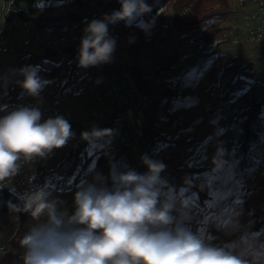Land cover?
Returning <instances> with one entry per match:
<instances>
[{
  "label": "rangeland",
  "instance_id": "1",
  "mask_svg": "<svg viewBox=\"0 0 264 264\" xmlns=\"http://www.w3.org/2000/svg\"><path fill=\"white\" fill-rule=\"evenodd\" d=\"M13 1L0 0V116L20 106H34L42 112V119L59 115L80 124V127L71 128L74 135L66 146L53 150V160L45 162L49 167L63 159L73 147L86 141L81 138V133L90 121L88 113L94 104V96L89 92V87L97 85L101 78L118 80V76L112 62L86 69L78 66L70 78L68 74L71 67H68L55 80H41L44 87L39 97L25 94L22 98L17 95L4 101L2 98L5 94L20 87L19 82L24 79L20 69L29 66L35 68L29 55L37 54L45 47L55 49L66 45L67 40L82 36L83 29L92 21L89 17L71 20L57 32L35 28L20 20L5 23L4 15ZM230 5L236 14L231 19L220 22L222 27L229 29L220 36L228 39L220 54L214 53L213 45L204 48L195 44L193 37L198 33L197 30L186 34L175 33L168 39L167 22L174 12L172 9L165 13L162 20L156 16L149 22H141L146 37L154 47H162L168 53L176 52L179 61L178 67L169 77L177 96L165 107V98L151 102V106L156 103V140L162 144L167 137H175L180 133L188 140H194L185 144L175 165L186 163L203 169L202 174L207 181L210 196L202 205L197 193L187 194L185 190H181L178 195L166 194L163 201L167 200L173 207L190 212V219H201L196 236L202 242L225 250L242 264H264V224L261 225L264 219V131H261L259 139L252 144L247 164L242 163L240 146L245 138L244 131L235 124L234 109L223 99L222 90L215 83L212 74V67L219 63L221 54H225L229 62L239 56V65L249 63L242 78L248 82H258V96L261 97L264 86V44L246 41L235 46L231 43L236 31L237 36L247 37L243 16L251 11V6H243V0H230ZM48 6L50 4L46 5ZM16 7L24 8V5L17 4ZM91 11L88 7L83 8L85 15L90 16ZM75 12H79L77 3L69 2L55 6L52 10L46 9L43 16L65 17ZM60 38L64 40L61 41ZM35 70L37 74L44 72L37 68ZM245 89L246 86L242 90ZM162 121L164 125L160 124ZM98 149H103L102 153L105 154L110 151L112 153L108 158L104 156L101 159L96 154L91 159L89 168L78 179H75L77 172L72 171L55 176L57 181L52 185L60 189L62 195L49 188L46 182L39 188L32 186L36 159L21 161L19 173L10 178L7 184L21 196L43 189L50 194V198L63 201L62 209L71 213L74 210V193L85 182H93V178L97 177L110 184L109 173L113 169L123 170L122 165L132 169L135 167L131 155L128 151L123 152L122 148L103 147L95 141L93 146H88V154H93ZM112 157L116 158L109 168ZM59 186H63V189ZM32 224L25 225V228L28 230ZM13 233L9 234L8 229L0 224V247L7 245Z\"/></svg>",
  "mask_w": 264,
  "mask_h": 264
},
{
  "label": "clouds",
  "instance_id": "2",
  "mask_svg": "<svg viewBox=\"0 0 264 264\" xmlns=\"http://www.w3.org/2000/svg\"><path fill=\"white\" fill-rule=\"evenodd\" d=\"M121 7L83 29L78 63L81 68L110 63L116 41L109 24L130 21L151 9L145 0H120ZM24 93L39 97L44 84L35 68L20 69ZM38 107L20 106L0 116V187L17 175L21 161L46 158L66 146L74 133L63 116L42 119ZM111 129L92 128L81 138L90 146L112 136ZM144 173L122 165L109 173L110 184L93 178L74 193V210L43 189L25 193L16 213L35 223L19 238L23 264H242L223 249L202 242L174 221L173 204L160 200L158 185L165 165L141 157ZM171 189L168 195L171 196Z\"/></svg>",
  "mask_w": 264,
  "mask_h": 264
},
{
  "label": "trees",
  "instance_id": "3",
  "mask_svg": "<svg viewBox=\"0 0 264 264\" xmlns=\"http://www.w3.org/2000/svg\"><path fill=\"white\" fill-rule=\"evenodd\" d=\"M250 0H243V6H246ZM69 2L77 3L79 12L68 14L67 16H43L44 11L52 10L53 7L65 5ZM150 7V11L139 16H134L130 21H118L115 24H109V36L116 41V49L119 53L131 60L135 65V74H138L149 66L153 75L152 82H143L138 80L139 86L143 92L153 95L156 94L155 100L165 98L163 107L172 103L177 96L176 89L171 86L169 77L178 67L179 61L176 52L168 53L164 48H156L152 42L146 37L142 21L149 22L154 17L159 16L165 18V13L172 9L174 12L168 19L167 27L169 29L167 38H172L175 33L186 34L197 30L198 33L193 37L195 44L204 48L214 46V53H219L222 46L228 42V39H222L220 36L226 27H222V21H226L234 17L236 12L230 5V0H145ZM17 4H23L24 8H17ZM47 4L50 6L46 7ZM100 5V0H14L9 10L4 15L5 23L12 20H20L35 28L57 32L58 29L64 28L71 20H82L84 17L91 16L84 14L83 8L93 10ZM121 7L120 0H110L107 4L105 15H110L113 11L119 10ZM237 36L238 31L234 32ZM240 34V33H239ZM82 36H77L67 40V44L59 48L45 47L43 51L28 56L35 68L44 72L38 76L40 79L55 80L63 74L68 67L69 78L72 77L73 71L79 66L78 52L80 48ZM61 41L64 39L60 38ZM225 54H221L219 63L213 65L212 74L215 83L222 90L223 99L232 105L235 116V124L244 131L245 138L240 146V160L247 164L248 154L252 144L259 139L261 131H264V86L263 94L258 96V82H248L242 78L249 63L239 65V56L229 62ZM247 89L242 90L244 87ZM21 87L8 92L3 96L4 101H8L17 95L24 97ZM155 101V102H156ZM155 105L151 106V110L147 113L145 121V136L142 141V150L138 153V157L133 160L135 170L140 173L147 171V168L141 161L143 155H147L153 160L162 162L166 167L160 173V183L158 185L160 192V200L168 194L171 189L173 194L178 195L181 190H185L187 194L197 193L199 202L204 205L210 196L207 192V181L203 176V169L190 166L188 164L175 165L179 156L184 150L186 143L193 142L188 140L183 133L177 136L167 137L166 141L160 144L156 139L155 124ZM106 109L107 107L104 106ZM113 113V112H112ZM112 116V114H111ZM71 128L80 127V124L67 119ZM164 125L162 121L160 123ZM160 139H163L160 137ZM89 143L87 141L76 145L68 155L59 160L52 166H46L45 162L53 160L52 153L46 158H36L37 167L35 176L31 182L32 186L39 188L44 182L48 187L59 195L62 191L54 188L52 185L57 181L55 177L58 173L77 172L75 179L84 173L91 162V159L97 154L98 159L109 157V154L102 153L103 149H98L93 154H88ZM113 148V147H111ZM120 149V148H118ZM123 152L127 149L122 148ZM110 160L109 168L112 161ZM48 177L51 180H48ZM76 180H74L75 182ZM23 196L19 195L13 188H10L6 182V186L0 187V224L6 227L12 237L4 247H0V264H23L22 256L24 249L20 247L18 240L27 231L25 225L35 223L27 213H16L11 210V205H19ZM174 221L180 226L190 231L194 235L201 225V219L196 221L190 219V212L173 207L171 213ZM264 224V219L261 225ZM207 244V243H205ZM214 247L213 244H207Z\"/></svg>",
  "mask_w": 264,
  "mask_h": 264
},
{
  "label": "built area",
  "instance_id": "4",
  "mask_svg": "<svg viewBox=\"0 0 264 264\" xmlns=\"http://www.w3.org/2000/svg\"><path fill=\"white\" fill-rule=\"evenodd\" d=\"M109 1L100 0V5L91 11V20H99L105 16ZM255 1L257 9L243 16L247 37L234 36L231 43L235 46L246 41L257 45L264 44V0ZM111 62L116 68L118 80L104 77L97 85L89 87V92L94 96V104L88 113L90 121L83 127V131H91L93 127L111 129L112 136L97 141L103 147L125 148L135 160L142 150L147 113L151 102L156 98V94L143 92L138 80L140 78L143 82H152L153 75L148 66L137 76L134 63L122 56L116 47ZM48 180L51 178L48 177ZM59 188L63 189V186Z\"/></svg>",
  "mask_w": 264,
  "mask_h": 264
},
{
  "label": "crops",
  "instance_id": "5",
  "mask_svg": "<svg viewBox=\"0 0 264 264\" xmlns=\"http://www.w3.org/2000/svg\"><path fill=\"white\" fill-rule=\"evenodd\" d=\"M247 6H251V11L257 9V4H256V1L255 0H250L249 1V4Z\"/></svg>",
  "mask_w": 264,
  "mask_h": 264
}]
</instances>
